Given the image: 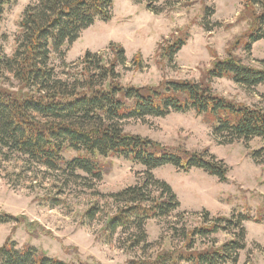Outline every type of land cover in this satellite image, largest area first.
<instances>
[{"label":"trees","instance_id":"obj_1","mask_svg":"<svg viewBox=\"0 0 264 264\" xmlns=\"http://www.w3.org/2000/svg\"><path fill=\"white\" fill-rule=\"evenodd\" d=\"M18 0H0V25L5 11ZM146 3L159 15L160 3L167 0H134ZM114 0H36L29 4L19 22L12 56L4 52L0 37V81L17 82L16 88L0 83V159L9 162L22 158L28 166L44 168L60 179V194L78 186L91 190L109 169L103 159L118 158L146 169L135 185L106 198L107 208L94 204L86 213L89 224L104 222V232L113 240L120 232L123 247L141 252L132 264H236L246 250L244 223L264 220V206L253 218L250 213L231 217H212L209 212L192 214L200 226L187 228V214L172 187L156 179L153 171L173 166L179 171L202 170L228 182L229 168L208 152L184 147H168L151 139L127 133L123 124L149 117L165 118L173 113H194L202 117L222 144L259 139L264 143V108L248 106L217 94L213 81L227 79L249 90L264 85V61L259 67L246 65L239 51L251 53L253 45L264 39V0H242L237 22L247 30L228 44L225 58L216 56L211 68L199 81L168 80L157 86H126L119 69L127 64L126 51L112 43L100 53L86 52L74 63L53 64L55 54L78 41L97 21L112 18ZM215 11L205 7L206 29ZM220 26V25H218ZM190 27L158 46V54L169 63L190 39ZM209 30V29H208ZM179 34V32H178ZM133 62L143 66L138 53ZM264 149L254 159L259 162ZM60 205L59 198H50ZM108 209V210H107ZM178 216L181 228L173 225L172 238L182 245L176 251L149 254L147 225L153 220ZM102 217L101 219H99ZM21 218L0 211V225L18 223ZM228 234L231 239L218 246L214 237ZM199 240L204 249H198ZM0 264H85L64 262L32 245L19 247L8 239L0 247Z\"/></svg>","mask_w":264,"mask_h":264},{"label":"rangeland","instance_id":"obj_2","mask_svg":"<svg viewBox=\"0 0 264 264\" xmlns=\"http://www.w3.org/2000/svg\"><path fill=\"white\" fill-rule=\"evenodd\" d=\"M36 0H18L5 11L0 25L1 43L5 54L12 56L19 22L27 6ZM158 4L162 13L156 15L147 9L146 3L134 0H114L112 18L108 22L97 21L84 31L78 41L55 54L53 64H71L86 52L100 53L112 43L121 45L127 56V64L118 71L126 86H157L168 80L199 81L211 68L215 57L225 58L228 44L243 34L248 26L239 24L242 0H167ZM213 9L209 30L205 23V7ZM220 25V26H218ZM190 27V39L172 63L158 54V46L172 36H180ZM179 32V34H178ZM141 53L143 66L136 67L134 57ZM246 65L259 67L264 61V39L253 45L251 53L238 52ZM6 87L16 88L17 82L0 81ZM215 92L227 99L248 106L264 108V85L249 90L227 79L213 81ZM127 133L151 139L168 147H184L191 151L208 152L229 168L228 182L208 175L202 170L179 171L165 166L153 171L156 179L168 183L181 204L179 212L187 214V228L200 226V220L191 216L209 212L212 217H231L236 213H250L253 218L264 206V157L257 162L254 156L264 149V143L255 139L222 144L213 130L194 113H173L165 118L149 117L130 120L123 124ZM108 173L93 189L71 186L60 194L62 184L55 175L44 168L30 167L22 158L6 162L0 159V211L21 218L18 223L0 225V247L8 239L21 248L32 245L51 258L64 262L85 264H132L139 260L141 252H128L121 242L119 232L109 240L100 217L89 224L85 215L94 205L105 206L111 202L108 195L137 185L146 169L137 163L123 159H103ZM59 198L55 205L50 198ZM108 210V209H107ZM165 220H153L147 225L149 254L156 257L163 251H176L182 244L172 238L173 225H183L176 216ZM247 233L246 250L240 252L236 264H264V220L244 223ZM218 246L231 239L228 234L214 237ZM199 240L198 249H204ZM187 264V263H182ZM233 264V263H232Z\"/></svg>","mask_w":264,"mask_h":264}]
</instances>
